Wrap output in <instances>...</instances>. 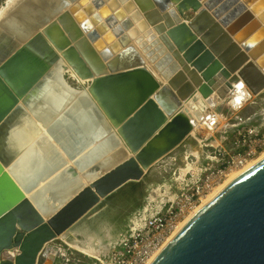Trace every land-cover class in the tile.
<instances>
[{"label": "water", "instance_id": "95a60500", "mask_svg": "<svg viewBox=\"0 0 264 264\" xmlns=\"http://www.w3.org/2000/svg\"><path fill=\"white\" fill-rule=\"evenodd\" d=\"M131 1V19L157 35L148 34L150 45L129 20L115 24L122 13L108 15L117 10L112 0L109 8L102 0H26L1 18L0 264H38L48 242L141 180L192 134V103L226 98L236 81L264 96V0ZM62 61L84 82L83 100L61 99L64 119L44 126L43 150L29 151L10 138V123ZM27 149L24 166L14 164ZM43 154L50 162L36 166ZM63 180L65 193L46 191ZM148 264H264V156L191 213Z\"/></svg>", "mask_w": 264, "mask_h": 264}, {"label": "rangeland", "instance_id": "374dc122", "mask_svg": "<svg viewBox=\"0 0 264 264\" xmlns=\"http://www.w3.org/2000/svg\"><path fill=\"white\" fill-rule=\"evenodd\" d=\"M3 1L0 0V5ZM68 73L64 74L68 84L80 89L81 84L76 83ZM252 97L253 95L245 87L230 97L223 99L215 97L217 101L212 106L204 108H207L208 111L199 120V122L204 120L207 113L213 119L218 118L214 129L210 130L202 124L198 125L197 129L194 127V132L184 143L169 156L153 165L141 180L128 183L115 191L69 231L49 242L48 246H52L54 252L40 256L38 264H85L89 260V256L69 246L71 242L75 241L85 242L95 247L94 255L99 251H104L117 239L121 227L128 217L143 205L145 206L150 190H152L150 196L153 202L160 200L165 189L175 193L181 185L178 181L184 177L188 179L190 173L198 172L203 167L202 165L208 161V163H212L214 160L210 161V159L214 158V153L218 148L229 150L234 145L237 129L234 131L227 129L233 125L230 117L234 119L236 116H242L245 119L241 112L250 107L249 103ZM260 97L264 98V96ZM262 103L264 105V101ZM245 124L250 126L246 120ZM251 126L259 134L264 133V125ZM259 155L260 153L255 157L256 160ZM178 175L183 177L178 179Z\"/></svg>", "mask_w": 264, "mask_h": 264}, {"label": "built area", "instance_id": "2783aa9c", "mask_svg": "<svg viewBox=\"0 0 264 264\" xmlns=\"http://www.w3.org/2000/svg\"><path fill=\"white\" fill-rule=\"evenodd\" d=\"M230 120L237 130L234 145L229 150L218 148L214 158L210 159L214 161H208L198 172L190 173L188 179L178 175V179L182 178L178 181L181 185L175 193L165 189L160 200L153 202L150 190L145 206L128 217L117 239L104 251L88 255L85 264H148L203 197L223 183L230 171L245 166L264 150V133L259 134L251 125L247 126L242 116L230 117ZM211 125L210 130L214 129L215 123L211 122ZM48 243L40 256L54 252Z\"/></svg>", "mask_w": 264, "mask_h": 264}, {"label": "bare ground", "instance_id": "6f19581e", "mask_svg": "<svg viewBox=\"0 0 264 264\" xmlns=\"http://www.w3.org/2000/svg\"><path fill=\"white\" fill-rule=\"evenodd\" d=\"M25 1L26 0H24V1L23 0H4L3 3L0 5V21H1V18L6 13H8V11L11 10V8H13L18 3L21 6V4H24ZM102 1L106 7L109 8V6H111L109 3L110 0H102ZM112 1H115V6L117 5V10L114 12V11H112V9L109 8L108 15H112L113 18L117 19L118 16H120V14L122 13L121 18H118L116 20L115 24H119V22L122 19H123V21H127V22L129 20L131 23V29L134 27L133 29L136 31L135 37L136 36L141 37V39L146 40L147 44H148V42H149L147 39L148 34L151 32L154 33L153 27H150L151 25H148V24L145 26L142 24H137L139 21L135 22L133 19H131V15H132L131 13L134 12L133 9L135 8L134 5H133V7L129 8V5L132 3V1L131 0H130V2L128 0H112ZM128 2H129V4H127ZM119 9L121 10V12L119 14L117 13L118 15L115 14L113 16V14L116 13ZM80 11L84 12V6H81ZM83 15H84V18L87 16L85 12L83 13ZM140 21H142V20H140ZM110 30L111 29H109L107 27V31H110ZM145 32L146 33L148 32V33L146 34ZM156 36L157 35L155 34V37ZM133 42L135 43V41H133ZM148 45H150V44H148ZM135 47H137L136 48L137 50L138 49L140 50V51L139 50L138 51L141 52V54L144 57L146 56V53L143 51L144 46L140 47L138 43H135ZM145 58L147 59V57H145ZM62 65H64L63 66L64 69L60 70L61 68H59L57 70V71L61 72V73L59 72L60 74L58 73V76L56 74L53 77L51 75H49V77L46 78V81H48V82L45 81L46 82L45 84L42 83L41 85L36 86L37 88L34 90V92H32L26 100H22V102L20 103V106L17 108V110L15 112V117L13 119L14 121H12L10 123L12 126L10 128V129H12V132H11V130L9 132L10 138H15V141L20 142V144L26 143L27 147L32 146L33 148H31L29 151H31L33 149H38L40 151L43 150V149H41V146L39 145V141H41V139L46 137V134L44 135V133L47 132L48 130L46 131V127H44V126H48L59 115H61V116H59V118H57V121H62V119H64V118H62L64 115V112H67L66 110L69 107H68V105L61 106L60 105L61 99H63L62 100L63 104L65 102H72V101L81 102L83 100V98H82L83 93H84L83 88H81L77 91L76 90L73 91V93H75L74 97L72 99H69L70 97L68 96V93H67L69 91H67L65 89H67V87H68V89L70 88L71 90H74V89L68 85L67 79L64 77V74L66 72H69L68 74L75 80L76 83L78 82L79 84H82L84 82H82V80L78 78V76L70 69L69 66L66 65V63L64 61H62ZM147 65L150 68L152 67V64H150L148 62H147ZM62 78H63V82H61ZM61 87L64 89H61ZM233 87L234 88L228 94L229 97L232 96L233 94L238 93L244 87V85L241 81H236L235 83H233ZM62 91L63 92L66 91L67 96ZM215 97L219 98L215 93H213L211 95V98H209L210 100H207V99L205 101L201 100L199 103L198 102L192 103V105H193L192 107L188 106V109L190 111L189 113L191 115L195 129L198 128V125L201 126V124L205 125L206 128H210L212 126L211 122L215 123V124L217 123L218 118L213 119L212 116H210V114H208V113H207L206 117L204 118V120L202 119L203 121L201 120V122H199L200 117L203 118V116H202L203 109L205 107L212 106L214 104V102L217 101V98H215ZM189 103H191V101ZM39 127L41 128V131L37 130ZM78 128H79V126H78ZM41 134H42V136H41ZM47 136L49 139L51 138V135L48 133H47ZM38 145H39V147H37ZM34 146H35V148H34ZM43 152H45V151H43ZM29 154L30 153L28 152V149L26 151L22 150L21 153L17 157H15L14 164L16 162H18V160H19L23 163V166H24V162L26 161V156ZM84 155H86V154H84ZM47 156H48L47 154H43L42 157L39 159V161L36 162V166L38 163L40 164V166H42L43 163H45V165L48 164V162H50V159H46ZM81 156L82 155H80V161L88 159L87 156H84L83 158ZM263 156H264V151L262 153H260L257 160L255 158V159L249 161L245 166L241 167L240 169L230 171L227 178L225 179V181L223 183H221L220 185L215 187L208 195H206L205 197H203L201 199V202L199 205H197L196 207L191 209L190 213H188L186 215V217L176 226L174 233L181 227V225L183 224L185 219L189 215H191V213H193L196 209H198V207H200V205H202L206 201H208L217 191H219L226 183H228L238 173H240L241 171H243L247 167L251 166L253 163L258 161V159H260ZM66 185L67 184L64 182V180L61 183H59V182L52 183V185H50L49 189H46V191L50 190L53 193H56L57 195L62 194L68 190ZM39 196L40 195L36 194L34 196V198L37 201H40ZM69 246H71L75 250L82 252L84 254H87V255H94L95 251H96L95 247H93L92 245L85 243V242L80 243V242L75 241L73 243L71 242Z\"/></svg>", "mask_w": 264, "mask_h": 264}, {"label": "crops", "instance_id": "0c3cea01", "mask_svg": "<svg viewBox=\"0 0 264 264\" xmlns=\"http://www.w3.org/2000/svg\"><path fill=\"white\" fill-rule=\"evenodd\" d=\"M262 98L260 96H253L249 103L250 107L241 112L246 122L250 125L259 127L264 125V105L262 103L264 98Z\"/></svg>", "mask_w": 264, "mask_h": 264}, {"label": "trees", "instance_id": "16d2710c", "mask_svg": "<svg viewBox=\"0 0 264 264\" xmlns=\"http://www.w3.org/2000/svg\"><path fill=\"white\" fill-rule=\"evenodd\" d=\"M230 134H232V133H230ZM240 150H241V149H240ZM122 227H123V226H122ZM122 227H121V228H122Z\"/></svg>", "mask_w": 264, "mask_h": 264}, {"label": "flooded vegetation", "instance_id": "af4514ba", "mask_svg": "<svg viewBox=\"0 0 264 264\" xmlns=\"http://www.w3.org/2000/svg\"><path fill=\"white\" fill-rule=\"evenodd\" d=\"M123 227H124V225H123ZM123 227H122V228H123Z\"/></svg>", "mask_w": 264, "mask_h": 264}]
</instances>
